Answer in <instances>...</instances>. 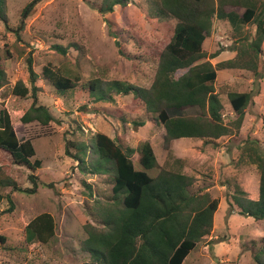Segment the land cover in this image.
I'll return each instance as SVG.
<instances>
[{
    "label": "rangeland",
    "instance_id": "1",
    "mask_svg": "<svg viewBox=\"0 0 264 264\" xmlns=\"http://www.w3.org/2000/svg\"><path fill=\"white\" fill-rule=\"evenodd\" d=\"M103 0H7L8 24L0 21L1 65L7 72V84L0 89V110L6 108L21 142L28 139L36 149L32 159L42 161L39 169L17 165L11 155L0 151L1 176H9L22 188H32L30 176H37L35 194L0 187L5 199L0 202V234L7 243L0 248V264H87L89 254L81 250L87 238L84 226L94 225L96 201L112 199L113 179L109 173L93 172L96 156L92 149L82 166L71 144H94V136L104 133L125 149H138L152 143L158 159L164 163V128L132 95L110 92L112 101H98L90 83L114 81L150 88L156 77L159 54L171 39L172 24L153 9L152 0H130L127 6H116L112 13L102 14ZM33 3L30 11L26 9ZM260 12L264 0H245L227 12L239 17L245 8ZM256 24L213 18L211 33L203 49L207 61L216 67L234 59L238 50L255 40ZM64 48L65 52L58 51ZM264 62V43L262 46ZM216 58H210L216 52ZM10 57L7 56L8 53ZM38 75V104L54 117L48 126L38 122L23 124L21 118L33 105L29 61ZM51 65L79 76L80 83L66 93H59L43 79L44 67ZM264 68V67H263ZM262 77V78H261ZM22 82L30 89L26 98L13 94ZM258 83V95L245 110L239 131L222 137L215 144L202 140L180 139L173 142L176 158L184 160L185 173L195 181L191 192L209 194L219 200L213 227L188 256L186 264H256L254 254L264 240V220L239 214L233 204L236 184L252 200L259 199L260 174L254 165L239 164L241 148L249 140H258L264 148V72L260 76L247 69H218L215 93L223 105L226 124L236 119L230 94L247 93ZM108 91V90H106ZM172 117L202 115L198 107L170 111ZM155 118V117H154ZM145 122L141 127L137 123ZM70 153L67 154V144ZM137 158V154L134 156ZM86 170H82L83 167ZM6 177V178H7ZM10 196L13 208L7 200ZM231 209L234 210L230 213ZM49 213L56 220V235L48 244L26 242L25 229L37 216Z\"/></svg>",
    "mask_w": 264,
    "mask_h": 264
},
{
    "label": "trees",
    "instance_id": "2",
    "mask_svg": "<svg viewBox=\"0 0 264 264\" xmlns=\"http://www.w3.org/2000/svg\"><path fill=\"white\" fill-rule=\"evenodd\" d=\"M153 9L172 24L171 39L159 54L155 81L150 88L135 86L127 82L114 81L110 84L90 83L92 93H98V101H112L110 92L132 95L147 116L153 117L164 128L163 147L167 152L164 163L158 159L155 148L149 141L137 150L124 148L115 139L104 133L94 136V144H67V154L75 149L76 160L83 166L89 149L96 156L93 172L109 173L114 183L110 201H96L94 225L87 222L84 230L86 240L81 250L90 256L87 264H183L197 245L210 234L219 200L209 194L196 196L191 192L195 179L185 173L184 160L173 155V142L180 139L202 140L215 144L222 137L239 131L242 127L246 108L258 95L256 82L254 89L247 93L230 94V104L236 119L226 124L223 105L215 93L214 84L218 69H247L260 76L264 72L262 63L264 43V7L245 8L242 16L227 12L228 6L238 7L245 0H152ZM130 0H103L100 12L112 13L116 6H127ZM33 3L26 9L30 11ZM7 0H0V21L8 24ZM238 21L242 25L254 22L256 37L243 45L234 59L221 62L216 67L207 61L208 54L203 46L211 33L213 18ZM58 51L65 52L64 48ZM10 57L9 52H7ZM216 52L210 58H216ZM32 83L33 105L21 118L23 124L38 122L48 126L54 120L49 109L38 104L37 73L29 61ZM43 79L57 92L63 94L76 88L79 76L51 65L44 67ZM262 78V77H261ZM7 84V72L1 65L0 89ZM108 90V91H106ZM13 94L26 98L30 89L22 82L13 88ZM188 107H198L200 116L172 117L170 111H181ZM155 117V118H154ZM145 122L137 123L145 126ZM0 151L10 154L15 164L27 166L31 170L41 168L42 161L32 159L36 149L32 140L21 142L6 108L0 110ZM137 154V158L134 156ZM239 164L254 165L260 174L259 199L248 198L247 192L236 184L233 204L242 216L264 220V148L258 140H249L241 148ZM0 187H11L13 191L35 194L38 189L37 176L31 175L32 188L22 189L9 176H1ZM82 170H86L84 166ZM5 199L0 194V202ZM7 200L13 208L10 196ZM230 213L234 210L231 209ZM28 244L50 243L56 235V220L49 213L34 218L25 229ZM7 238L0 234V248ZM256 264H264V240L254 254Z\"/></svg>",
    "mask_w": 264,
    "mask_h": 264
},
{
    "label": "crops",
    "instance_id": "3",
    "mask_svg": "<svg viewBox=\"0 0 264 264\" xmlns=\"http://www.w3.org/2000/svg\"><path fill=\"white\" fill-rule=\"evenodd\" d=\"M176 142V141H175ZM188 258V257H187ZM187 258L185 259V261H184V263L183 264H186L187 262H186V260H187ZM201 262L202 260H199V259H194V261H193V263L195 264V263H197V262Z\"/></svg>",
    "mask_w": 264,
    "mask_h": 264
}]
</instances>
